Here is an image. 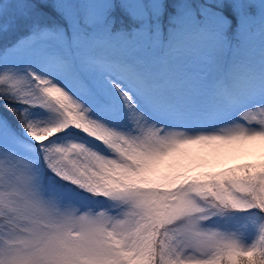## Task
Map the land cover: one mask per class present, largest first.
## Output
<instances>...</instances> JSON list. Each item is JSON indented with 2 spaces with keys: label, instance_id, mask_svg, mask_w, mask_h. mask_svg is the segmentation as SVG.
I'll return each instance as SVG.
<instances>
[{
  "label": "snow or ice",
  "instance_id": "snow-or-ice-1",
  "mask_svg": "<svg viewBox=\"0 0 264 264\" xmlns=\"http://www.w3.org/2000/svg\"><path fill=\"white\" fill-rule=\"evenodd\" d=\"M9 4L7 22L32 24L13 51L45 60L127 130L55 77L0 63L5 106L47 169L110 202L82 209L45 189L0 123V264H264V76L241 54L264 44V0H175L174 13L169 0H2L0 21ZM117 9L133 27H117ZM49 10L66 29L37 22ZM70 129L109 154L51 143Z\"/></svg>",
  "mask_w": 264,
  "mask_h": 264
},
{
  "label": "rangeland",
  "instance_id": "rangeland-1",
  "mask_svg": "<svg viewBox=\"0 0 264 264\" xmlns=\"http://www.w3.org/2000/svg\"><path fill=\"white\" fill-rule=\"evenodd\" d=\"M0 3H2V0H0ZM175 0H169L168 4V12L174 13L175 7H174ZM42 8H49V5L47 4H41ZM72 7H84V3H79L75 5H71ZM136 5L133 4V7ZM15 7L14 5H6L5 6V20L0 21V63L4 64H13L17 66L21 73L24 72V70L31 69L35 73H39L43 75L45 71H49L45 76L48 75L50 77L49 73L51 72L49 66H41L45 60L30 54H20L18 52L13 51V49L17 48L22 41L30 34L32 24L29 22L27 24H16L13 25L10 22H7L6 18L8 16V10ZM257 8L259 5L256 6ZM116 23L119 24L117 27H123L125 29H130L133 27L132 21L130 20L129 16L117 9V11L114 13ZM58 20L56 25H59L61 27L67 28L66 23L64 22L62 16L60 13H57L55 11H47L46 13L41 14L39 17L36 18L37 22H39L43 26H51L55 23H50V21ZM167 19V15H166ZM7 22V27H4L3 24ZM9 45H11L9 47ZM243 56H246L250 63L255 65V74L264 76V44L261 43L260 37L256 38L254 48H245L242 53ZM45 68L42 70V68L39 70V68ZM54 75V74H53ZM55 77V76H53ZM51 77V78H53ZM56 81L59 82L62 86L67 85L66 90H69L72 93L76 94L77 99H81L82 102L86 103L87 106H90L92 108V117L94 119H99L108 124L110 127H114L117 130L120 131H126L127 126L126 122L124 120H116L112 116L104 113L102 110L99 109V107L93 102V100L85 95L81 90H79L78 86L74 82H68L66 79H62L61 77H55ZM70 87L74 88V92L70 90ZM7 95L5 93H0V109L3 108L7 113L11 115L12 118H15V116L12 115V112L9 111V108L6 107V101L4 100V96ZM15 107L25 109L27 108V116L29 119L32 120H42V119H48L51 117V113L44 108H41L39 106H25V105H15ZM16 126L14 127V131H11L6 126L3 127V136L7 140L9 136L12 137L13 143L15 144L17 151L29 159H32L35 164L34 166L38 169L39 175L41 176V181L45 189L50 190L60 196H63L66 200H71L72 203L75 205L81 207L82 209H98L100 207L108 208L110 202L102 197V196H92L89 193L84 192L83 190L77 188L75 185H72L68 182H64L59 177L54 178L53 180H50L51 177H54V174L47 169V167L44 165L42 156L39 152V146L36 145L31 138H29L25 132L24 129L21 127L19 121L16 119ZM239 122V121H237ZM124 125V126H122ZM211 127H208L206 123L203 122H196L195 126L192 128V130H204L207 131ZM72 133L79 136H73ZM18 137L19 139H16ZM81 137H84L81 138ZM61 138V139H60ZM70 142H79L84 143L87 147L100 152L103 155H108L107 149L100 144L99 142H96L92 140V138H89L85 136L83 133L76 131L74 129H70L66 132H62L58 134L57 136L53 137L51 139V143L53 144H60V145H66ZM48 143V142H46ZM202 156H207V151H204L200 153ZM247 157H245L246 159ZM243 158H241L240 162H244ZM44 169H47L49 172L50 178H43V171ZM219 170L218 168L216 169ZM114 211V210H113Z\"/></svg>",
  "mask_w": 264,
  "mask_h": 264
},
{
  "label": "trees",
  "instance_id": "trees-1",
  "mask_svg": "<svg viewBox=\"0 0 264 264\" xmlns=\"http://www.w3.org/2000/svg\"><path fill=\"white\" fill-rule=\"evenodd\" d=\"M201 2H202V0H201ZM224 14L226 15V16H228L229 17V19L231 20V22H232V24H233V26L235 27V24H236V21H235V17H234V15L232 14V12H231V9L230 8H225L224 9ZM165 20H166V16H165ZM55 23V24H53V25H51V26H48V27H53V26H55L56 25V23L58 22V20H53V21H50V23ZM117 26H119V24H117ZM5 113H7L3 108H1L0 109V123H2L4 126L6 125L7 127H9V129L11 130V131H14V127L16 126L15 124H16V119L15 118H12L11 117V115L9 114V113H7V115H5ZM9 118H11V119H9ZM43 174H44V177H46V176H48L49 175V172L47 171V170H44V172H43ZM56 177V176H55ZM55 177H53V179L55 178ZM56 178H58V177H56ZM65 182V181H64Z\"/></svg>",
  "mask_w": 264,
  "mask_h": 264
},
{
  "label": "bare ground",
  "instance_id": "bare-ground-1",
  "mask_svg": "<svg viewBox=\"0 0 264 264\" xmlns=\"http://www.w3.org/2000/svg\"><path fill=\"white\" fill-rule=\"evenodd\" d=\"M50 70H51V72L49 73V74H50V75H49V76H50L49 78L53 77V76L55 75V73L58 74V73H57L58 71L54 70V69L51 68V67H50ZM46 72L48 73L49 71H45V72L43 73V75H44V74L46 75V74H47ZM53 74H54V75H53ZM47 77H48V75H47ZM214 127H216V126H214ZM256 151H257V153H259V151H260V145H259V144H257V146H256ZM242 158L245 159V157H242ZM240 161H241V160L239 159V160L236 161V162H240Z\"/></svg>",
  "mask_w": 264,
  "mask_h": 264
}]
</instances>
